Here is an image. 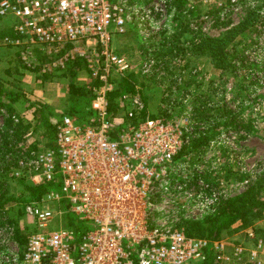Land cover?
Segmentation results:
<instances>
[{
	"label": "built area",
	"instance_id": "2783aa9c",
	"mask_svg": "<svg viewBox=\"0 0 264 264\" xmlns=\"http://www.w3.org/2000/svg\"><path fill=\"white\" fill-rule=\"evenodd\" d=\"M166 1L0 0V19L13 20L12 34L0 37V46L17 49L29 68L36 55L44 56L43 74L82 61L93 91L94 115L86 123L62 116L56 149L28 147L12 171L34 185H58L41 203L26 206L35 228L20 264H264V237L254 227L246 230V242H238L189 236L167 220L182 201L191 203L198 216L194 220H199L212 214L222 199L203 193V186L209 188L205 182H185V167L177 163L192 141L189 115L151 116L138 92L126 93L125 114L140 119L112 138L122 123L117 119L123 117L112 118L110 94L133 70L131 59L114 47L113 37L136 24L145 39L151 38L153 17L163 12ZM62 202L76 217L66 221L61 209L46 207ZM56 216L64 219L63 225L40 232Z\"/></svg>",
	"mask_w": 264,
	"mask_h": 264
},
{
	"label": "rangeland",
	"instance_id": "374dc122",
	"mask_svg": "<svg viewBox=\"0 0 264 264\" xmlns=\"http://www.w3.org/2000/svg\"><path fill=\"white\" fill-rule=\"evenodd\" d=\"M263 4L264 0H235V3L233 0H168L163 12L153 17L155 32L151 38L145 39L136 24L130 25L127 33L113 37L114 47L133 63V70L125 78L134 83L142 99H146L150 115L170 119L189 115L194 127L192 140L201 133H207V129L217 135L199 151L187 154L183 150L177 163L185 167L189 179L185 182L200 183L201 186L204 185L201 182H205L209 188L204 190L206 185L203 186V193H216L225 199L246 191L264 171V26L257 38L254 33L251 35V30L247 31L249 39L245 43H252L245 52L247 58L243 59L241 55V59H234L231 68L219 69L208 56L195 54L191 49L194 44H199L202 37L218 38L240 27L253 9L264 16ZM12 23V19H0V31L11 29ZM243 45L244 42L239 48ZM34 58V66L22 69L20 63L27 66L28 63L21 53L17 49L0 46V89L4 88V92H0V129L10 115L6 104L12 99L15 100L13 118H23L37 128V131L26 135V142L16 143L23 151L35 143L48 147L49 140L42 136L44 122L37 110L44 105V93L55 96L51 100L55 102L50 104L55 115L49 119L57 123L71 109H74L73 116L78 120L84 114L83 109H88V105L84 108L83 103L90 98L91 92L86 73L73 67L77 80L84 83H80V87L85 88L86 94L72 107L68 98L69 80L60 77L64 71L53 70L46 74L50 78L43 82L38 78L43 71L38 73L35 70L43 67L47 59L39 54ZM147 62L148 68L145 67ZM36 103L39 104L36 106ZM199 111L206 116L200 117L196 113ZM125 115L122 114L123 118L116 122H123ZM233 118L235 123L228 125ZM192 144L191 141L187 148ZM12 171L6 194L15 199L29 197L21 192L23 189L17 180L20 178L12 176ZM204 177L211 182H206ZM23 179L33 183L26 177ZM17 203L5 206L7 214L0 209V264H20L21 253L26 247H21L14 240L16 231L29 237L35 228L34 220L22 214V205ZM46 207L61 209L66 221L76 217L65 202L62 205L51 203ZM177 208L166 218L181 228L185 227L186 221L198 217L191 212V203L182 201ZM64 219L56 216L53 224L40 232L54 230L63 225ZM91 224L89 228L92 229ZM246 230L231 234L225 232L223 236L246 242ZM135 257L133 254L132 259Z\"/></svg>",
	"mask_w": 264,
	"mask_h": 264
},
{
	"label": "trees",
	"instance_id": "16d2710c",
	"mask_svg": "<svg viewBox=\"0 0 264 264\" xmlns=\"http://www.w3.org/2000/svg\"><path fill=\"white\" fill-rule=\"evenodd\" d=\"M263 26L264 16H260L258 14V11L256 9H253V11H250L249 15L243 21V24L240 27H236L232 30H229L227 33L218 38L202 37L199 44H194L191 51H193L195 54L208 56L212 60L214 65L219 69L231 68L233 67L234 59H241V55L243 59L247 58L245 57V52L252 46V43H245L249 39V33H247V31L250 32L251 30V35L254 33V36H256L257 38L261 36L263 32ZM11 34V29L0 31V37ZM237 40L238 42L236 43ZM243 42V48L240 49L239 46L242 45ZM20 66L22 69H29V67L24 63H20ZM73 67H82L84 69L83 62L77 61L67 68L69 69L68 72L62 70L64 71V73H62V76H60L61 78L69 80L68 98L69 103L72 107L75 106L78 100L83 97L82 95L86 94L85 88L80 87V83L82 82L77 80V74L75 71H73L75 69H72ZM35 71L40 73L41 68L37 67ZM38 78L40 80H43L44 82L45 80H48L50 76L46 74H41ZM90 90V98L85 99V103H83L84 108L85 105H88V109H83L84 114L79 117V123H86L88 118L94 115V112L91 110V103L93 100L92 88H90ZM0 92L3 93L4 88H1ZM136 92L137 90L134 83L130 82L128 79L126 80V78L120 79L117 89H115L110 94V114L112 115V118H116L122 114H125L126 110L128 109L126 103L122 100L123 95H125L126 93L134 94ZM9 102L10 103L6 104V106L8 107L10 115L5 121L4 127L0 129V192H2L0 196V209L2 210V212L4 211V213L7 214V212L4 210L5 206H7V204L11 202L16 201V203L19 202V205H22L20 212L22 214H27L25 211L27 205L36 202L41 203L42 198L47 194V192H49V190L53 188H58V185L54 183H43L41 185H34L33 183H28L25 179H23L25 177H23L17 180L19 185L23 189L21 190V192L27 193L29 197L24 198L22 196L17 197L15 199L14 197H9L6 194L7 187L9 186V183L11 181V177L9 176V174L16 167L20 156L25 153V151L19 148V144L16 143L22 140H24L22 142H26V135L30 131H37V128H34L31 122L25 121L23 118H19L18 121H15V119L13 118V114L15 113V100L12 99ZM37 104L39 103H36V106ZM1 106L2 103L0 99V108ZM40 107L41 108H38L37 110H39L41 119L44 122V125H42V131H44L42 136L46 137L49 140V143L47 144L49 148L56 149L55 138L57 133V126L61 118H59V121H57V123H53L49 119L51 116L55 115L52 108L46 104ZM72 110L74 109H71V111L66 112V115L70 114L72 117H74ZM196 113L200 117L206 116L203 111H199V113ZM145 116L146 114L142 115L143 118ZM158 116L160 115H154V117ZM139 119L140 118L130 119L127 115H125V119H123V122L116 126V129L112 131V138L117 139L122 128H124L128 124H137L139 122ZM234 123L235 118H233L227 124L233 125ZM227 124H225L224 126L226 127ZM239 124L241 125V123ZM206 131L207 133H201L197 138L192 140L193 144L191 148L188 149L186 147L184 149V152L188 154L192 151H199L201 147L205 146L206 144H209V140L211 138L217 136L214 133H209L211 131L210 129H207ZM38 144L41 143L32 144L29 149H34ZM204 180L206 182H211L205 177ZM263 218L264 171L261 173L258 179L252 185H250V187L246 191L234 197L220 199L217 202L215 211L212 214H209L200 220L186 221L183 226H185L184 230L187 235L199 238L219 239L223 237L225 232H230L231 234L249 229L251 227H254L256 229L258 236L264 237V235H262L264 234V228L257 224L258 220H262ZM14 240L17 241V243L20 244L21 247H26L28 242V236L24 235L18 230L16 231ZM23 254L24 249L21 253V258L23 257ZM207 264L213 263L209 262Z\"/></svg>",
	"mask_w": 264,
	"mask_h": 264
},
{
	"label": "crops",
	"instance_id": "0c3cea01",
	"mask_svg": "<svg viewBox=\"0 0 264 264\" xmlns=\"http://www.w3.org/2000/svg\"><path fill=\"white\" fill-rule=\"evenodd\" d=\"M54 93V92H53ZM49 95V96H48ZM48 96V97H47ZM42 97H43V99H44V104H46V105H48V106H51L50 104H51V102H55V101H51V100H53V98H55V96H54V94H50V93H44L43 95H42ZM58 101V100H57ZM53 108V107H52ZM259 223V226H261V227H263L262 225H264V218L261 220V221H259V222H257V224ZM225 237H227V236H223V238H225ZM229 238V237H228Z\"/></svg>",
	"mask_w": 264,
	"mask_h": 264
}]
</instances>
